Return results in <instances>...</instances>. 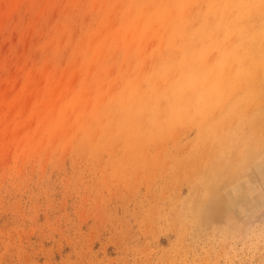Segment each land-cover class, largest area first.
I'll return each mask as SVG.
<instances>
[{
  "label": "rangeland",
  "instance_id": "374dc122",
  "mask_svg": "<svg viewBox=\"0 0 264 264\" xmlns=\"http://www.w3.org/2000/svg\"><path fill=\"white\" fill-rule=\"evenodd\" d=\"M263 143L264 0H0V264H264Z\"/></svg>",
  "mask_w": 264,
  "mask_h": 264
},
{
  "label": "bare ground",
  "instance_id": "6f19581e",
  "mask_svg": "<svg viewBox=\"0 0 264 264\" xmlns=\"http://www.w3.org/2000/svg\"><path fill=\"white\" fill-rule=\"evenodd\" d=\"M238 49V48H237ZM232 52V51H231ZM230 54H232V53H230ZM221 59H223V58H221ZM225 61V60H224ZM223 63V62H222ZM219 65V64H218ZM225 65V64H224ZM258 70V69H257ZM256 72V71H255ZM209 75V74H208ZM210 76V75H209ZM258 76H259V74H258ZM256 77V76H255ZM254 78V77H253ZM226 79V78H225ZM229 79V78H228ZM258 79H259V77H258ZM251 80V79H250ZM225 82V81H224ZM258 82V81H257ZM258 87V86H257ZM255 88H256V86H255ZM260 91H261V89H260ZM261 93V92H260ZM258 97V96H257ZM253 98V97H252ZM255 99V98H254ZM259 99V98H258ZM262 99V98H261ZM251 100V99H250ZM257 101H259V100H256V102ZM254 103V102H253ZM250 121V120H249ZM257 121H258V119H257ZM248 126V125H247ZM252 127V126H251ZM219 132V131H218ZM225 132H226V130H225ZM264 144V143H263ZM254 147V146H253ZM264 147V146H263ZM252 153V152H251ZM247 155V154H246ZM249 160V159H248ZM227 161V160H226ZM261 165V164H260ZM238 172V171H237ZM236 172V173H237ZM211 183H213V182H211ZM213 185H214V183H213ZM216 185V184H215ZM217 186V185H216ZM230 196V195H229ZM231 198V197H230ZM235 202V201H234Z\"/></svg>",
  "mask_w": 264,
  "mask_h": 264
}]
</instances>
